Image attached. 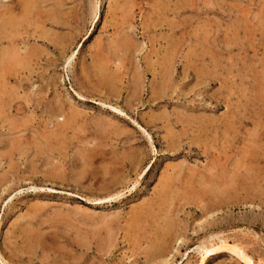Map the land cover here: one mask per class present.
<instances>
[{
  "label": "rangeland",
  "instance_id": "374dc122",
  "mask_svg": "<svg viewBox=\"0 0 264 264\" xmlns=\"http://www.w3.org/2000/svg\"><path fill=\"white\" fill-rule=\"evenodd\" d=\"M0 18V264H264V0Z\"/></svg>",
  "mask_w": 264,
  "mask_h": 264
},
{
  "label": "bare ground",
  "instance_id": "6f19581e",
  "mask_svg": "<svg viewBox=\"0 0 264 264\" xmlns=\"http://www.w3.org/2000/svg\"><path fill=\"white\" fill-rule=\"evenodd\" d=\"M14 2H15V1H14ZM21 3H23V2H21ZM28 3H29V2H28ZM17 5H18V4H17ZM25 5L28 6V4H25ZM31 5L33 6V4H31ZM23 6H24V5H23ZM29 6H30V5H29ZM29 6H28V7H29ZM23 8H26V9H27L26 6L23 7ZM34 8H35V6H34ZM119 9H121V8H119ZM27 10H28V9H27ZM31 10H32V9H31ZM31 10H30V11H31ZM15 11H16V9H15ZM15 11H14V12H15ZM22 11L24 12V10H22ZM120 11H121V10H120ZM20 13H22V12H20ZM29 14H30V13H28V15H29ZM17 15H18V14H17ZM12 16H13V13H12ZM18 16H19V15H18ZM26 16H27V15H26ZM7 17H8V16H7ZM11 18H12V17H11ZM18 18H19V17H18ZM0 19H1V18H0ZM15 19H17V18H15ZM8 20H9V18H8ZM8 20H7V21H8ZM18 20H20V18H19ZM2 21H3V20H2ZM7 21H6V23H7ZM10 21H11V19L9 20V22H10ZM9 22H8V23H9ZM16 22L18 23L17 20H16ZM23 22H25V21H23ZM27 22H28V21H27ZM0 23H1V22H0ZM11 23H12V22H11ZM11 23H9L8 25H10ZM4 24H5V22H4ZM6 25H7V24H6ZM18 25H19V24H18ZM2 27H3V26H2ZM6 27H7V26H6ZM13 27H14V26H13ZM16 28H17V26H16ZM1 29H4V28H1ZM5 29H6V28H5ZM7 29H8V28H7ZM13 29H14V28H13ZM13 29H12V30H13ZM17 29H18V28H17ZM9 30H10V29H9ZM9 30H8V32L11 33ZM1 31H2V30H1ZM15 31H16V29H15ZM2 32H3V31H2ZM5 34H6V32H5ZM11 34H12V33H11ZM6 35H7V34H6ZM6 35H5V36H6ZM7 36H8V35H7ZM9 36H10V35H9ZM9 36H8V37H9ZM14 36H15V35H14ZM16 36H17V35H16ZM16 36H15V37H16ZM1 37H2V35H1ZM10 37H11V36H10ZM3 38H4V36H3ZM3 38H2V39H3ZM5 38H6V37H5ZM13 38H14V37H13ZM16 38H17V37H16ZM40 38H41V37H40ZM8 39H9V38H8ZM8 39H7V40H8ZM63 39H64V38H63ZM5 40H6V39H5ZM64 40H65V39H64ZM3 41H4V40H3ZM59 41H60V40H59ZM75 41H76V40H74V42H75ZM12 42H13V41H12ZM65 42H66V41H65ZM65 42H64V44H66ZM0 43H1V42H0ZM16 43H17V42H16ZM62 43H63V42H61V44H58V46H60V45L63 46L64 44L62 45ZM67 43H68V42H67ZM7 44H9V43H7ZM7 44H6V45H7ZM55 44H56V43H55ZM2 46H3V45H2ZM8 46H9V45H8ZM4 48H6V47H4ZM65 48H66V47H65ZM57 49H59V48H57ZM68 49H69V48H68ZM70 49H71V47H70ZM19 50H20V49H19ZM59 50H60V49H59ZM61 50L63 51V49H61ZM73 50H74V49H73ZM64 51H65V50H64ZM64 51H63V53H64ZM67 51H68V50H67ZM70 51H71V50H70ZM14 54H15V53H14ZM14 54H13V55H14ZM71 54H72V53H71ZM170 54H171V53H170ZM34 55H35V54H34ZM34 55H33V56H34ZM75 55H76V53L74 52V54L72 55V57H74ZM1 56H2V55H1ZM172 57H173V55H172ZM24 58H25V57H24ZM2 59H3V58H2ZM24 60H25V59H24ZM1 62H2V61H0V63H1ZM24 62H25V61H24ZM171 62H172V61H171ZM28 64H29V63H28ZM24 65H25V64H24ZM169 65H170V63H169ZM169 65H168V66H169ZM164 66H165V65H164ZM168 66H166V67H168ZM170 66H171V65H170ZM174 66H175V65H174ZM174 66L172 67V69L174 68ZM26 67H27V65H26ZM21 68H22V67H21ZM164 68H165V67H164ZM164 68H163V69H164ZM169 68H170V67H169ZM0 69H1V67H0ZM2 69H3V68H2ZM166 69H167V68H166ZM169 70H170V72L172 71L171 69H169ZM169 70H167V71H169ZM162 71H163V70H162ZM1 72H2V71H1ZM101 72H103V71H101ZM101 72H100V75H99V76H101ZM165 72H166V71H165ZM8 73H9V72H8ZM10 73H11V72H10ZM107 73H108V72H107ZM110 74H111V73H110ZM110 74H109V76H110ZM169 74H171V73H169ZM7 75H8V74H7ZM105 75H106V74H105ZM111 75H112V74H111ZM160 75L162 76V74H160ZM102 76H103V75H102ZM112 76H113V75H112ZM165 76H166V75H165ZM116 77H117V76H116ZM101 78H103V77H101ZM165 78H166V77H165ZM169 78H170V77H169ZM104 79H105V77H104ZM110 79H111V78H109L108 80H110ZM117 79H118V78H117ZM163 79H164V77H163ZM105 80H106V79H105ZM112 80H113V78H112ZM112 80H111V81H112ZM168 80H169V79H168ZM170 80H171V79H170ZM114 81H115V80H113V82H114ZM99 82H100V81H99ZM107 82H108V81H107ZM107 82H106V83H107ZM109 82H110V81H109ZM113 82H110V83H113ZM116 82H117V81H116ZM101 83H102V82H101ZM107 84H108V83H107ZM114 84H115V82H114ZM133 84H134V83H133ZM104 85H105V84H104ZM107 86H108V85H107ZM109 86H110V85H109ZM109 86H108V87H109ZM111 86H112V84H111ZM113 86H114V85H113ZM4 97H5V96H4ZM1 111H3V110H1ZM74 118H75V117H74ZM60 121H63V120H60ZM62 125H63V124H62ZM62 125H61V126H62ZM63 126H64V125H63ZM59 130H60V128H59ZM61 130H62V128H61ZM13 131H14V130H13ZM229 175H230V174H229ZM215 180H216V179H215ZM216 181H217V180H216ZM226 187H227V186H226ZM230 187H231V186H230ZM216 191H217V190H216ZM217 196H218V195H217ZM213 200H214V199H213ZM223 242H224V241H223ZM222 245H223V244H222ZM225 245H226V244H225ZM227 245H228V244H227ZM229 245H230V244H229ZM218 246H219V245H218ZM224 248H225V246H224ZM216 250H218V247H217V246H216V247H214V246L212 247V246H211V248L208 247L207 249H203V256H204V257H202V258H206V257H208L209 255H212L213 253H215ZM239 250H240V249H239ZM216 252H217V251H216ZM241 252H242V251H240L239 253H241ZM242 253H243V252H242ZM242 255H244V253H243ZM242 257H243V256H242ZM0 258H1V255H0ZM243 258H244V257H243ZM247 258H248V259H247ZM247 258H246V260H248L247 262L252 263L251 259H249V257H247Z\"/></svg>",
  "mask_w": 264,
  "mask_h": 264
}]
</instances>
